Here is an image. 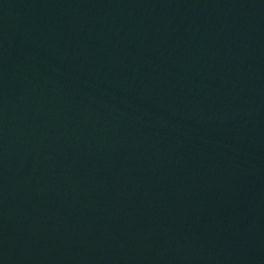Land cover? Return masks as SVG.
Instances as JSON below:
<instances>
[{"label": "water", "instance_id": "water-1", "mask_svg": "<svg viewBox=\"0 0 264 264\" xmlns=\"http://www.w3.org/2000/svg\"><path fill=\"white\" fill-rule=\"evenodd\" d=\"M0 264H264V0H0Z\"/></svg>", "mask_w": 264, "mask_h": 264}]
</instances>
